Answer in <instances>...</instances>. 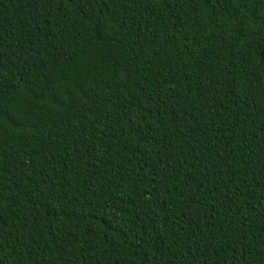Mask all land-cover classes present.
Returning <instances> with one entry per match:
<instances>
[{
    "label": "trees",
    "instance_id": "obj_1",
    "mask_svg": "<svg viewBox=\"0 0 264 264\" xmlns=\"http://www.w3.org/2000/svg\"><path fill=\"white\" fill-rule=\"evenodd\" d=\"M0 264H264V0H0Z\"/></svg>",
    "mask_w": 264,
    "mask_h": 264
}]
</instances>
